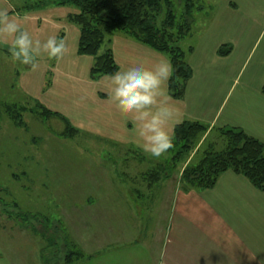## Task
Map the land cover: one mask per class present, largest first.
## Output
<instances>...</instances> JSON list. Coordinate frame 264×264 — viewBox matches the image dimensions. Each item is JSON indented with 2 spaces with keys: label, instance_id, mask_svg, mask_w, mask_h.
<instances>
[{
  "label": "crops",
  "instance_id": "1",
  "mask_svg": "<svg viewBox=\"0 0 264 264\" xmlns=\"http://www.w3.org/2000/svg\"><path fill=\"white\" fill-rule=\"evenodd\" d=\"M205 1L208 10L210 9L205 16V21L210 23L209 33L214 31L220 38L224 32L227 33L215 42L212 53L223 61L231 60L234 56V64L238 65L242 60L241 56L247 52L250 55L264 33V0ZM56 9H59V12L55 14ZM0 10H7L10 16L15 17L24 27L33 28L37 35L32 36L36 39L43 41L52 34L63 35L61 38L66 44L65 54L58 63H54L53 70L59 76H79L83 81L80 83L76 80L72 86L73 95L70 101L73 100L74 116L68 111L60 113L68 117L73 126L81 132H90L99 141L107 143L106 149L112 151L114 157L124 161L120 174L109 170L103 175L109 183L105 192L82 195L80 199L88 201L83 203V207L73 209L71 214H74V228L69 225L68 232L73 244L85 257L71 264H264V191L253 186L247 177L232 170L223 172L212 188L203 190L180 188V173L177 172L173 175L170 173L159 181L156 177L151 182L146 172L150 167L156 169L168 154L151 158L137 147L139 139L132 122L133 114L120 111L106 95L109 76L97 79L91 77L94 58L78 53V27V40L70 45L66 42V32L62 31L66 23L62 22V19L65 21L66 18L69 22L68 14L74 11L69 7H53L39 11L42 13L20 14L15 11L12 0H0ZM241 21L249 23L251 29L255 24L257 27L261 25L258 29L259 35L249 47V51L248 44L241 48L239 40L254 38L257 27L254 32H240L237 24ZM33 29L27 30L31 32ZM72 29L77 32L75 28ZM111 45L119 69L126 68L136 59H142L148 66L161 59L169 60L164 53L125 34H115ZM238 54L240 57H237ZM41 60V68L26 72L27 79L36 76L40 69L42 73L50 69L47 56ZM262 64L264 65V57L258 64L259 70L246 81L244 88L237 95L232 96L234 84L226 95L221 92L223 77L231 74L228 70H223L222 77L212 85L211 92L206 93V88L199 86V82L194 80V70L189 64L192 76L180 98L170 95L169 77L164 84L167 90L164 99L175 107L179 121L169 123L172 135L176 125L190 120L200 121L209 128L239 127L264 144V67L260 68ZM260 71L262 73L259 74ZM26 81L25 79L24 83L28 85ZM53 88L54 83L51 91ZM41 93L36 97L46 105L47 99L44 96L50 93V89ZM59 95L63 96L65 92L61 91ZM117 175H124L130 183L135 184L132 191H129L127 186L120 192L114 191V185L121 183ZM95 208L105 214L107 222L113 221L120 227L122 231L119 230L116 239L112 237L100 244H88V231L92 229L89 224L97 222L98 219L85 223L81 217L87 215V212L97 213ZM144 214L148 215L149 231L145 229L146 237L139 244L140 248L136 249L134 243L125 240L131 239L136 231L144 229L140 226V216ZM84 224L87 226L84 227ZM82 232L85 234L80 235ZM120 241L125 242L127 246L120 245ZM44 246H47V243H44ZM128 247L130 248L127 249Z\"/></svg>",
  "mask_w": 264,
  "mask_h": 264
},
{
  "label": "rangeland",
  "instance_id": "2",
  "mask_svg": "<svg viewBox=\"0 0 264 264\" xmlns=\"http://www.w3.org/2000/svg\"><path fill=\"white\" fill-rule=\"evenodd\" d=\"M172 1L177 13L184 11L187 2L189 5L193 4L192 32L182 40L181 47L186 51L189 47L194 49L191 53L187 52V61L194 70V80L199 82V86L206 88V93H208V91L211 92L212 85L219 80L220 76L222 77L223 70H228L231 74L223 77L221 92L226 95L234 84L231 96L237 95L244 88L246 81L259 70L258 64L264 57V33L252 53L249 55L247 52L246 56L244 54L241 56L242 60L238 65L234 64V56L231 60L226 61L217 59L212 53V46L227 33L224 32L221 38L214 31L209 33L210 23L205 21V16L210 9L208 10L206 1ZM20 3L22 0H18V4ZM70 9L76 12L75 9ZM58 12L59 9L54 11L55 14ZM62 22L66 23L64 24L65 29L62 30L66 32V42L69 45L73 44L78 40L77 25L67 22L66 18L65 21L62 19ZM237 25L240 32H254L257 27L255 24L251 29L249 23L244 21ZM260 26L257 27V34L254 38L239 40L241 48L248 44L249 51V47L253 45L259 35ZM71 28H75L77 32ZM27 29L33 28L28 26ZM30 33L37 35L34 29ZM62 36L59 34V37ZM239 54L237 57H240ZM41 58L39 64L42 61ZM54 63L55 61L50 60V69L43 72L44 75L40 69L36 76L30 75L32 77L27 79L25 74L28 69L13 64L8 57L6 46L0 45V264H53L49 258H54L57 250L60 252L59 263L68 264L64 263V257L71 247L64 242H61L60 246L49 247L48 244L44 246L47 241L43 236V228L42 231L38 228L44 227V218L49 217L51 228L45 227L44 233H52L61 239L65 236L66 231L68 232L69 225L70 228H74V214H71L73 209L83 207V203L88 201L80 199V197L85 194L105 192L109 183L103 175H106L109 170L116 174H120L123 170L124 161L122 158L114 157L115 154L106 149L107 143L99 141L90 132H81L78 129V133L69 137L66 134L65 123L60 118H42L34 114L36 110L34 102L36 100L41 102L36 96L42 94V91L50 89V93L44 96L47 99V104L44 105L53 111L62 113L68 111L74 116L73 100L70 101V97L72 98L73 95L72 86L74 81L77 80L81 83L83 78L81 77V79L79 76L64 77L62 74L59 76L53 70ZM39 67L41 68L40 65ZM263 67L262 64L260 68ZM52 71L54 78H52ZM41 73L42 77H40ZM25 79L28 85H25ZM53 83L54 88L51 91ZM64 83L65 85H63ZM63 86H66L64 87L66 90ZM61 91H64L65 95L60 96ZM4 103H18L19 107H27L21 113L18 110L21 119L19 125L3 110ZM207 140L214 141L219 149L225 144L224 140L218 138L212 128H209L199 141L198 145L200 146L194 150L191 157L196 156L195 153L201 145L204 146L208 142ZM150 169L154 170L151 167ZM168 170L174 171L173 169ZM117 177L121 183L114 185V191L125 190V186L129 188V191H132L134 183H130L124 175H117ZM3 210L12 212L13 217L15 213L27 214L35 228L32 226L26 228L21 221L8 217ZM94 210L97 213L87 212V215L81 217L85 223H90L95 218L98 219L97 222L89 224L92 229L88 231L90 236L88 244L91 242L100 244L112 237L116 239L120 233V227L113 221L107 222L105 214L99 212L98 209ZM140 217L142 218L140 226H143L144 229L136 231L131 239L125 240L134 243L133 246L136 249L140 248L139 244L146 237V230L149 231L148 215L144 214ZM72 233L76 236L74 231ZM81 234L83 235L85 232ZM119 243L122 246H127L125 242L120 241ZM75 261L77 260L75 259Z\"/></svg>",
  "mask_w": 264,
  "mask_h": 264
},
{
  "label": "trees",
  "instance_id": "3",
  "mask_svg": "<svg viewBox=\"0 0 264 264\" xmlns=\"http://www.w3.org/2000/svg\"><path fill=\"white\" fill-rule=\"evenodd\" d=\"M14 0H12L13 2ZM190 2V0H187ZM15 11L27 14L53 7H69L76 10L68 14L67 20L79 28L78 53L90 55L94 58L91 67L93 79L109 76L119 69L112 50V37L125 34L134 40L167 55L172 64L169 79V93L173 98L183 96L188 80L192 76V69L187 61V52H193V47L186 51L181 42L192 32L194 23L193 4H185L183 12L177 13L172 0H18L13 2ZM103 47V49H102ZM102 49V51H101ZM221 53L222 50H221ZM264 94V83L262 85ZM18 103H4L6 114L20 124V113L27 109L17 106ZM35 113L38 117H57L64 121L66 134L72 137L78 129L60 112L47 108L37 101ZM21 116V115H20ZM209 126L200 121L185 120L174 128V144L167 152L168 156L156 169L146 174L152 182L162 177L180 173L179 186L183 190L212 188L219 176L232 170L249 179L257 189L264 191V144L259 139L247 134L242 128L221 126L212 128L218 138L224 140L222 148H217L214 141H208L192 156L201 138L208 132ZM173 169L174 171H169ZM172 174V175H173ZM8 217L12 212L3 210ZM15 219L26 226H32L27 214H16ZM49 217L44 218L42 231L48 246L54 247L64 242L71 249L65 255L64 262L82 259L85 254L73 244L69 232L61 239L55 235L44 233L45 227H50ZM51 228V227H50ZM37 229V228H36ZM54 238V239H53ZM54 241H53V240ZM60 252L54 258H49L53 264L60 261Z\"/></svg>",
  "mask_w": 264,
  "mask_h": 264
},
{
  "label": "clouds",
  "instance_id": "4",
  "mask_svg": "<svg viewBox=\"0 0 264 264\" xmlns=\"http://www.w3.org/2000/svg\"><path fill=\"white\" fill-rule=\"evenodd\" d=\"M0 45L6 46L13 64L36 71L39 59L47 56L59 62L65 54L63 38L52 34L45 40L36 39L7 10H0ZM172 73V64L161 59L148 66L142 59L109 74L105 89L108 98L123 113L133 114L137 147L151 158H160L174 144V136L168 127L170 122H179L175 107L166 99L165 82Z\"/></svg>",
  "mask_w": 264,
  "mask_h": 264
}]
</instances>
